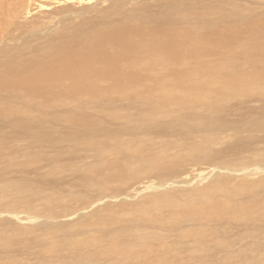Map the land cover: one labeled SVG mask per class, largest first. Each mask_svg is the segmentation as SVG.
<instances>
[{"label": "bare ground", "instance_id": "1", "mask_svg": "<svg viewBox=\"0 0 264 264\" xmlns=\"http://www.w3.org/2000/svg\"><path fill=\"white\" fill-rule=\"evenodd\" d=\"M116 2L0 0V225L26 213L68 238L95 228L42 247L40 264H264V86L246 115L196 75L222 70L219 49L229 70L250 66L232 32L245 23L264 41V9L142 0L126 13ZM254 58L264 67L263 53ZM234 168L255 182L230 177ZM209 177L219 184L195 191ZM171 206L170 220L154 215ZM106 211L114 224L97 217Z\"/></svg>", "mask_w": 264, "mask_h": 264}, {"label": "rangeland", "instance_id": "2", "mask_svg": "<svg viewBox=\"0 0 264 264\" xmlns=\"http://www.w3.org/2000/svg\"><path fill=\"white\" fill-rule=\"evenodd\" d=\"M98 1H107L110 4L117 3L116 2L117 0H98ZM118 1L123 2L121 9L126 13H129L135 5H140L141 3L144 2V1L141 2L142 0H118ZM188 1H189L188 4L194 5L197 3L198 0H188ZM214 2H219V5H221L225 10H228V11L232 12V14H235V15H237L239 12H241V14H247V16H248V14H250V15L252 14L253 16L256 14V15L260 16L261 14H263V13H261V11L264 9V0H214ZM96 4H98V2ZM115 5L111 6V8L115 7ZM61 6H65V5L62 4ZM77 8H79V7H77ZM122 10H120L121 13H122ZM101 12L104 13L105 11H101ZM65 14H67L66 11H63V14H61L60 18H62V16H64ZM174 16H175V14H174ZM177 16L181 17L180 10L177 11ZM38 19L39 20H43V19L46 20L47 18H45L44 16L41 15ZM235 27H238V28L234 29V31L232 32V35L235 36V38H237V42H239L240 45L244 46V48H245L244 51L246 54V56H244V57L249 59L250 66L245 67L244 69L240 68L239 71L229 70V68L227 66H225L224 63H222L224 56H223L222 50L219 49V70H221V69L222 70L219 72L209 73L210 76H209V74H206V73H196V75L197 74H200L201 76L207 75V77L205 79L203 78V80L201 81L200 85L202 87H208L210 90V93L212 95H213L214 91L219 90L218 91L219 92L218 93L219 94V100H220V98H224V100H228L230 103V106L233 109H234V107H239L240 102H242V104L244 106L251 108V111H249L246 114V115H250V114L255 113L259 109V107H261V104H262V98L259 97V95L257 93H258V88L264 86V67L257 66V59L254 58V51L257 49L258 52H261L264 54V41L255 42L254 41V35H251L250 32H246V31L243 32V29L246 28L245 23H240V24L238 23V26L236 25ZM253 43L257 44V48L255 50L252 49ZM234 75L237 76L240 80L243 79L244 84H246L245 86H243L244 88L242 87L240 90L242 92V89H243L244 93L247 95V96H245L243 94L245 96L244 99L241 97V95L238 92H235L237 89V86H240V84L230 83V79H234L233 78ZM227 85H234L235 88L233 89ZM263 91H264V89H263ZM154 93H155V90H154ZM155 94H157V93H155ZM186 96L187 95H184L185 98H186ZM236 117L237 116L235 114H231L229 116V119L232 120V119H235ZM259 133L258 134L261 135V132H259ZM258 142H260V143H258ZM258 142L255 143V144L258 143L257 145H255L256 148H258L260 146H264V142L262 139L259 140ZM44 153L48 154V152H46V151ZM245 154L248 155L247 152H245ZM37 157H38V154L34 153L33 155H31L28 158V160L29 159L31 160V159H34ZM45 169H46V171L50 170L47 167ZM234 170L235 171H233V173H232L233 176H230V177H233L234 179H237V180L243 179V178H249L250 179L253 176H257V175H252V173H247V174L241 173V175H239L238 173H236L235 168H234ZM258 172L264 173V171H262V170H259ZM219 173H224V172H219ZM236 176H239V177H236ZM65 182L68 184L67 181H65ZM65 182L60 183L61 186L58 184V186L63 187L64 190H66L67 184ZM252 182H255V180L250 179V183H252ZM237 183L238 182H234L235 185ZM216 184H219V182L218 181L212 182L211 177H209L205 181L196 184L193 188L195 189V191H197L201 188L206 187L207 185H210V187L214 189L216 187ZM232 184H233V182H232ZM175 187L176 186H173V188H175ZM185 187H188V186H185ZM4 188H7V185H5ZM178 190H181V189H178ZM0 191H1V188H0ZM184 192L188 193L186 191H184ZM201 193L204 196L207 195V192H205V191L204 192L201 191ZM183 195H186V194H183ZM165 197H168L166 199V201H169L170 197L175 199V197L172 195L170 196V194L165 196ZM179 199L181 200L182 198H179ZM116 201L117 200H114L111 203H114ZM155 203L156 202H151L149 204V207L147 208V210L155 212L156 211L155 209L157 207H159ZM197 204H194V205H196L195 207H199ZM192 206H193V202L185 204L183 209L191 210ZM160 210H162L161 213H156L154 215L160 214V215H162V217L164 219L166 218L167 220H170L171 215L173 214L174 211L177 210V208H174L171 206L170 209L163 207ZM112 212L113 211L98 212L97 217L103 218L104 216H106L107 220H109V223L114 224V222H113L114 219H118L117 218V211H114V213H112ZM89 215L90 214H86L87 217H89ZM144 216H145V218L147 217V214L145 212H144ZM28 217L32 218L35 216L29 215L26 213H16L15 216L6 217L10 220L9 225L8 224H1L0 225V255L3 257V261H2L3 263H6V264H9V263L10 264H23V263H20L17 261V260H21V261L25 262L24 264H40L39 263L40 258H38L37 255H38V252L41 251L40 249L42 247L44 248V247L62 246L65 243L68 244L69 241L67 239L72 241L73 238L77 235L84 237L86 235L94 233V230H95V228L91 229L88 226L86 228V230H84V232L76 233L77 235L74 234L73 236L68 238L67 233H72V232H70L67 229L64 231H63V229H59L58 230L59 233L57 231L54 233L53 230H50V229H46L42 232L36 230V228L39 226V223H37V221H35V220L30 221ZM123 217H125V216L122 215L119 218L124 219ZM79 219H82V218H79ZM62 220L67 222L66 218H62ZM74 220L77 221L78 219H74ZM62 226L64 227V225H62ZM22 227H24L23 229L25 231H23ZM180 229L181 228H179V230ZM113 232H115V231H113ZM120 232L126 238L127 237L128 238H133V237L135 238L136 237L134 235V233L130 230L124 229V231H120ZM134 232L137 233V231H135V230H134ZM211 236H213V235L211 234ZM22 244L26 245L23 247V250H25L24 253L21 251V245ZM29 244H30V246H28ZM11 251H13V253L9 256L8 253H10ZM263 260H264V258H263ZM53 264H58V263H53ZM109 264H118V262L113 260V259H110Z\"/></svg>", "mask_w": 264, "mask_h": 264}]
</instances>
